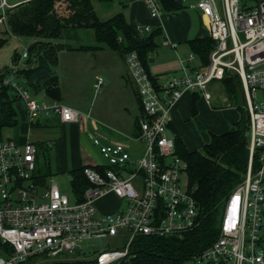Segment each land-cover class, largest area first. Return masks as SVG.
I'll list each match as a JSON object with an SVG mask.
<instances>
[{"label":"built area","instance_id":"1","mask_svg":"<svg viewBox=\"0 0 264 264\" xmlns=\"http://www.w3.org/2000/svg\"><path fill=\"white\" fill-rule=\"evenodd\" d=\"M144 1L156 16V1ZM189 7L205 16L214 41L207 64L192 69L181 63L180 76L171 75L158 85L137 53L125 55V71L141 107L137 135L128 139L141 140L143 151L134 158L126 143H104L95 136L92 145L99 162L83 166L89 185L80 200L72 203L55 182L37 180L38 151L32 141L0 139V264H26L38 254L43 258L30 264L64 262L63 254L75 253L92 238L105 237L126 242L97 252L88 264H129V245L135 236H173L191 229L199 210L189 191L187 163L167 133L170 112L185 91L198 90L208 101V84L226 72L237 75L241 84L248 114V165L224 202L217 238L187 260L188 264H264V0H197ZM9 8L6 0H0V25L6 30ZM150 29L148 24L138 27L141 34ZM27 55L24 46L19 60ZM192 59L189 54L188 62ZM19 70L16 63L0 71V88L12 89L28 121L41 114H55L61 122L81 120L83 115L70 106L38 100L20 80ZM254 154L257 167L252 169ZM107 193L122 204L103 214L96 200Z\"/></svg>","mask_w":264,"mask_h":264},{"label":"crops","instance_id":"2","mask_svg":"<svg viewBox=\"0 0 264 264\" xmlns=\"http://www.w3.org/2000/svg\"><path fill=\"white\" fill-rule=\"evenodd\" d=\"M17 1L19 4L27 0ZM155 1L159 8L156 16L150 14L144 0L105 2L92 0V4L102 21L116 14H122L126 23L130 25L136 27L150 25V31L143 34H154L156 46L151 51L145 68L151 78L158 85H162L169 76L182 74L181 63L188 64L192 69H198L207 64L202 62L191 46L190 40L209 39L210 36L205 16L198 8L189 7L197 0H172L177 6L173 9H165L160 0ZM6 2L10 8L13 7L12 0H6ZM83 31L87 30H80L75 42L70 43L73 49H60L56 55L53 69L58 76V99H51L42 90L35 93L37 99V95H41L38 100L57 101L74 108L83 115L81 120L76 123L61 122L55 114H41L32 121H28L23 107L16 102L14 105L17 112V124L3 129L2 137L17 143L30 140L37 146L35 175L46 173L44 180L39 181L42 184L52 181L54 176L60 173L69 174L70 180L72 170L98 164L99 157H96L92 150L94 147L92 139L95 136H100L101 142L104 143L109 141L126 143L134 158L143 151L144 144L141 140L128 139L137 135V118L141 114V107L134 84L126 74L124 58L117 51L107 47L76 48L80 44L94 45L92 31L88 32L87 40L82 38ZM11 37L16 41L21 38L13 35ZM30 42L31 40L27 45L18 43L20 49L15 48L13 51L18 54V57L14 62L12 53L11 62L5 65L4 70L16 63L19 64L20 69L28 66L27 57L19 60V53L24 46L28 50ZM189 54H193L194 59L188 62ZM97 55L101 57L95 61L94 58L98 57ZM33 65L35 62L31 63V66ZM19 78L24 83L20 72ZM98 78L102 79L99 84ZM216 82L220 83L225 93L223 97L225 99L222 101H218L220 98L217 100L211 91L215 88ZM207 90L210 94L208 101L198 90L183 92L170 112L168 136L174 138L178 134L189 150H198L210 140L212 135L233 129L241 115L238 105H221L226 98L229 102H233L226 94L221 80L210 82ZM86 114L88 116H85ZM80 196L75 195L74 201ZM121 204L122 202L110 193L96 200L98 211L103 214L115 212ZM78 251H76L78 252L76 258L81 256V259L85 260L93 259L97 253L84 256L81 255V249Z\"/></svg>","mask_w":264,"mask_h":264},{"label":"trees","instance_id":"3","mask_svg":"<svg viewBox=\"0 0 264 264\" xmlns=\"http://www.w3.org/2000/svg\"><path fill=\"white\" fill-rule=\"evenodd\" d=\"M160 2L165 9L177 7L172 0ZM7 24L9 35L31 40L26 59L28 66L19 70L24 84L34 93L42 90L54 100L59 97L58 76L53 69L56 55L60 49L74 48L70 43L75 42L80 30L92 31L94 45L80 44L76 48L107 47L123 58L135 52L144 67L156 46L154 34H141L138 27L126 23L122 14L100 20L92 0H27L7 10ZM6 42L7 38L0 36V48ZM190 44L206 64L214 41L211 38L194 39ZM17 57L14 52V62ZM33 62L35 65L31 66ZM221 82L230 99L234 100L240 94L243 100L237 75L226 72ZM16 102L20 103L10 87L0 88V139L4 128L17 124ZM238 108L241 115L234 128L212 135L200 150L187 149L180 136H174L175 152L187 163V181L198 206V219L191 229L180 235L135 236L129 245V264H184L191 255L205 249L217 238L224 202L244 178L248 165V116L243 112L242 103ZM256 167L257 155L254 154L252 169ZM35 176L38 181H43L46 173ZM70 183L74 195H81L80 200L89 185L83 166L70 172ZM53 264H88V260Z\"/></svg>","mask_w":264,"mask_h":264},{"label":"rangeland","instance_id":"4","mask_svg":"<svg viewBox=\"0 0 264 264\" xmlns=\"http://www.w3.org/2000/svg\"><path fill=\"white\" fill-rule=\"evenodd\" d=\"M17 2H18L17 0H14V1L12 0V2H11L12 6H14V4L16 5ZM86 30L87 31H83L84 33L82 35V38L85 40L88 39V32H91V30H89V29H86ZM0 36L7 38V42L5 43V45L2 48H0V69H3L5 67V65L10 64L11 55H12L14 49L15 48L20 49V47H18V43L20 45H27V43L29 42L30 39L27 37H21L20 39L17 40L18 41L17 42L16 39L12 38L11 35H9V33L6 32L4 25H0ZM106 50H108V49H106ZM107 52H110V51L108 50ZM97 56L98 57L94 58L95 61L99 60V57H101V55H97ZM3 70H1V71H3ZM211 91L217 100H218V98H220V100H218V101H222V99H225V98H223L225 93L222 91L220 83L216 82L215 88ZM37 97L39 99L41 97V95L38 94ZM226 101H228L227 98H226ZM226 101L224 100V102H221V105L228 106L231 104L234 106V105H239L242 103L243 112H244V114H246L248 116V114L245 110V107H244V102L241 99L240 94H238L236 96V98L233 100V102L232 101L226 102ZM217 105H219V104H217ZM201 148H198V150H200ZM92 150H93V154H95L96 157H98L99 155H98L97 149L93 147ZM53 180L57 184L60 192L63 193L64 195H66L69 198L70 202L73 203L74 199H75V195H74V192H73L72 187H71V183L69 180V174L60 173L59 175H55ZM49 181H51V180H49ZM125 242L126 241H120V238H117L115 240H113V239L110 240L106 237L105 238H92L87 243L82 244V247H81V253L82 254L81 255L92 256V255H94L93 253H96V252H99L103 249H106L109 246H111V247L121 246ZM78 252H75L73 254H63V256L66 260L64 262L73 263L76 261H80L82 258L81 256H79V258H76ZM43 256L44 255H42V254L35 255L31 259H28L26 264H30L34 260L41 259V258H43ZM58 262H62V261H58ZM184 264H188V260H185Z\"/></svg>","mask_w":264,"mask_h":264}]
</instances>
